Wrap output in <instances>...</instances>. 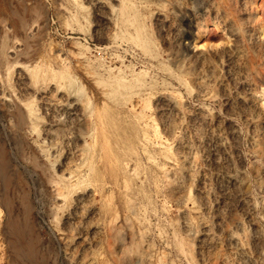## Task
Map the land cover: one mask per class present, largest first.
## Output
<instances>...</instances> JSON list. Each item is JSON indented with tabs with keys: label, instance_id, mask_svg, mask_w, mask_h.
I'll return each mask as SVG.
<instances>
[{
	"label": "rangeland",
	"instance_id": "obj_1",
	"mask_svg": "<svg viewBox=\"0 0 264 264\" xmlns=\"http://www.w3.org/2000/svg\"><path fill=\"white\" fill-rule=\"evenodd\" d=\"M259 21L264 0H0V147L45 264H264ZM23 143L87 177L55 199ZM2 189L0 264H23Z\"/></svg>",
	"mask_w": 264,
	"mask_h": 264
},
{
	"label": "bare ground",
	"instance_id": "obj_2",
	"mask_svg": "<svg viewBox=\"0 0 264 264\" xmlns=\"http://www.w3.org/2000/svg\"><path fill=\"white\" fill-rule=\"evenodd\" d=\"M259 24H260L259 27L261 28L260 30L264 32V21H261V22L259 21ZM140 37L141 35L138 33L136 38L140 39ZM142 41L145 42L144 39H142ZM31 45L32 44H30V46ZM144 45L146 47H149V44L146 42L144 43ZM30 46H28L27 51L28 49L29 50L31 49L29 48ZM135 76H136V79L140 78V74H135ZM120 80L121 78L118 79L119 83L121 82ZM111 93L114 94L113 96L117 95L116 94L117 92L115 89H113ZM262 94L264 95V89L262 90ZM18 145L21 146L22 143ZM0 146L2 147L1 144ZM1 147H0V177H1L2 184H3V189H2L3 202L2 203L4 204V207L8 210H10L14 206V204H17L18 206H20V208L23 211V219L21 221H16L14 219L15 221L8 222V224L9 223L10 224L8 226L7 231H9L8 234L13 237V239L10 241V249L12 253L14 254V256L18 258L23 264H45V260L43 256L37 255V250H38L37 247H38L39 239L37 235L36 237L32 235V230H31V227L29 226L28 219H27V215L30 212L29 207H32L30 205V199L28 198V194L24 192L25 189L23 193L19 192L18 190H16L15 185H13L14 176L17 177L16 180H18V178H21L22 182L23 180H26L22 170H20V168L18 167V164L19 166L21 165L20 164L21 158L20 157L18 158L17 156L15 157L13 156L15 158L14 163L16 164L14 167L11 161L10 155L5 150H3V148ZM25 148L26 146L24 144L23 147L19 149V152H21L22 156L24 154ZM43 155H46V154H43ZM23 157H24L23 161H25V167L30 175H32V172H37L39 175V179L41 180L43 186L52 185V187L53 186L55 187V189L57 190L56 192L57 195H55L56 197L55 199H62V198L64 199L67 193H69V195L70 193L71 194L74 193L77 190V188L81 185L80 183L88 175V173L86 172L77 173V174H72L71 171L67 173H63V172L58 173L55 169L48 167L45 164V162H42L39 158V155L36 153H33L32 155L30 154V156L28 155L26 157L25 156ZM9 189H11L10 192H9Z\"/></svg>",
	"mask_w": 264,
	"mask_h": 264
}]
</instances>
